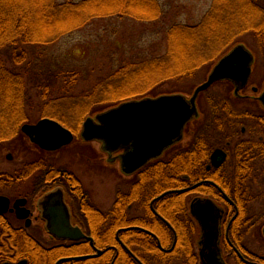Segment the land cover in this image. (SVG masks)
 I'll use <instances>...</instances> for the list:
<instances>
[{
  "label": "trees",
  "instance_id": "1",
  "mask_svg": "<svg viewBox=\"0 0 264 264\" xmlns=\"http://www.w3.org/2000/svg\"><path fill=\"white\" fill-rule=\"evenodd\" d=\"M162 13L159 0H0V147L12 148L18 143L25 147L23 152L28 156L26 160L39 159L40 153L27 144L21 131L22 124L31 122L28 113L29 108L33 106L31 90L34 87L38 89L37 96L43 100L39 103L44 105L56 99L73 96L72 84L75 83L73 79L78 71L70 74L71 80L63 85L58 83L65 75L64 71L46 70L42 67L45 65L43 63L40 66L42 71L40 68L32 71V64L27 62V51L31 46L53 44L64 35L88 25L95 19L118 16L152 21L158 19ZM252 17L257 21H251ZM249 32L257 36L264 49V0H213L211 9L198 24H175L171 27L168 31L169 49H175L177 44L186 40L197 45L198 49L205 47L213 50L216 46L219 52L224 47V54L237 42H245L238 38ZM219 46L222 47L218 49ZM205 55L201 51L198 57L206 62ZM5 56H9V61L5 60ZM168 59V56L150 58L138 66L130 68V65H126L117 72L120 74L133 69V80L147 81L150 86L182 79L185 74L187 77L193 75L194 69L189 67L191 59L185 56L181 64H171ZM38 65L39 63H36V66ZM27 74H30L29 79L32 77L30 81H27ZM222 84L228 86L225 92L212 91L214 87ZM150 86L136 94H162L156 93V88L149 89ZM211 88L201 93L199 103L202 106V116L188 126L194 130L192 140L187 144L188 147L180 149L182 154L194 151L196 157L186 158L187 161L195 159L200 164H206L214 148L224 145V99L230 84L227 81L218 82ZM130 93L129 91L125 95ZM46 115L54 116L47 112ZM155 162L163 165L148 166L147 172L140 178L132 194L128 190L120 189L113 208L98 212V216L93 219L96 220V227H89L87 235L94 238L95 247L105 252L98 257L66 260L60 264H141L123 244H126L143 264H200L195 243L198 228L188 216L183 200L185 193H170L159 201L166 204L165 208L160 206L158 209L174 226L178 236L172 251H164L158 245L160 240L163 247L170 248L174 233L155 216L150 201L154 195L187 184L177 178L180 171L178 153L168 154ZM204 164L197 166L192 173L186 169L191 183L210 177L209 174H212L213 170L208 171ZM179 199L183 203L181 211L177 213L175 204ZM133 204L143 209L148 217L132 218L130 206ZM179 213L185 224H179ZM136 224H142L155 235L137 228L122 229ZM93 252L94 248L88 239L54 241L52 246L46 247L28 233H0V263L28 258V264H55L63 257Z\"/></svg>",
  "mask_w": 264,
  "mask_h": 264
},
{
  "label": "flooded vegetation",
  "instance_id": "2",
  "mask_svg": "<svg viewBox=\"0 0 264 264\" xmlns=\"http://www.w3.org/2000/svg\"><path fill=\"white\" fill-rule=\"evenodd\" d=\"M254 73H256L255 69L247 86L241 89L238 94L235 93V85L229 81L230 88L224 99V145L214 148L206 164H200L195 159L187 161L186 158L196 157L194 151L190 150L189 154H182V150H180L188 147L187 144L192 140L194 130L189 129L188 126L185 128L183 139L166 150L160 158L156 159L159 160L168 154L178 153L180 171L177 178L187 184L186 186L169 189L161 194L154 195L150 201L152 212L174 233V241L170 248L163 247L161 241L158 240V245L160 246L159 243H161L165 249L164 251H172L175 248L178 234L170 221L158 209L160 206L162 208L166 206L165 203L161 204L159 201L170 193H185L183 200L185 201L188 216L198 228V237L195 240L198 253L201 228L191 213V203L196 198H211L221 208L219 247L224 263L231 264L232 260H235L236 263L234 262V264H264V253L261 252L260 248H257L264 244V222L260 223L264 220V187L261 185L264 182V104L260 99V96L264 93V82L256 81ZM24 140L33 150L40 153V158L35 161L26 160L28 156L25 155V152L22 155L24 160H22L21 166L15 167L13 171L9 172L0 171V199H2L0 202V233L3 231L28 233L46 247L52 246L54 241L59 242L60 240L55 239L48 233L46 220L42 216L40 202L47 193L55 189H61L64 195V202L71 212L72 224L81 227L87 234L89 227L90 229L91 226L96 227V220L93 219L98 216V212L103 211L101 204L95 202L90 188L83 183L82 179L70 172L72 171L71 169L63 168L62 165L56 164L54 160L48 157L56 151H47L40 148L32 143L26 135H24ZM76 141L85 142L82 138L80 139V136ZM217 149H222L225 155L223 163L219 166L213 159V153ZM99 151V153L104 155V164L113 166V163L107 161L108 155L101 150L100 143ZM120 152L118 151L116 154ZM34 157H37V155ZM13 158L12 152L6 155V159L9 161L13 160ZM156 160L149 161L130 175H125L128 179L127 184H129L127 190L131 194L135 191L140 178L147 172L146 168L148 166L151 164L156 166L163 165L160 162H155ZM91 162L92 166L96 164L93 161ZM203 164L208 171L213 170V175L209 174L210 177L191 183L186 169H189L190 173H192L197 166ZM88 171L86 170V172ZM199 182L202 183L195 188L182 190ZM171 190L174 191L168 192ZM196 191L197 194L190 198L189 194ZM165 192L168 193L159 197ZM6 200L7 205H5ZM255 202H259L256 204V208L253 205ZM182 203L183 201L181 202L180 199L176 201L177 213L181 211ZM136 205L130 206L131 217L147 218L148 216L144 214L145 212L136 214L137 210H143ZM5 206L7 209L1 211ZM112 208L113 205L109 210ZM177 217L180 225L185 224L183 219H181L180 213ZM124 228H137L155 235L153 231L143 227L142 224ZM45 234L48 235V238L44 237ZM120 242L123 244L122 241ZM125 245L123 244L124 247ZM21 260H26L25 264L29 263L28 258H20L18 260L4 261L0 264L5 262L17 263Z\"/></svg>",
  "mask_w": 264,
  "mask_h": 264
},
{
  "label": "rangeland",
  "instance_id": "3",
  "mask_svg": "<svg viewBox=\"0 0 264 264\" xmlns=\"http://www.w3.org/2000/svg\"><path fill=\"white\" fill-rule=\"evenodd\" d=\"M159 1L163 13L156 20L141 21L132 17L118 16L99 18L78 30L64 35L53 44L40 47L31 46L27 51V62L32 64V71L35 72L40 69L42 71L40 66L43 63L45 65H42V67L46 70L65 72V75L59 80V85L70 81V74L78 71L73 79L75 82L72 84L74 87L73 96H68L65 99H56L47 105L40 104L39 102H43V100L37 96L38 89L34 87L31 90L33 106L29 108L28 113L32 123L37 122L40 118L50 117L75 132L76 138L71 145L48 157L54 160L56 164L62 165L63 168L71 169L70 172L82 179L83 183L90 188L95 202L101 204L103 211L112 207L120 188L127 190L129 187V184H127L128 179L120 171L119 164L114 162L113 166L104 164V155L99 153L98 142L81 143L76 141L80 135L82 123L87 115L98 110L115 106L126 100L149 96V94L139 93L137 95L136 93L150 86L147 81H134L133 69H128L120 74L117 70L124 68L126 65H130V68L135 65L138 66L147 59L162 56L170 57L168 60H171V64H181L186 56L187 59H191L189 61L191 66L189 67L194 69L191 77H187L185 74L182 79L154 84L149 89L156 88V93L180 91L190 95L200 83L207 79L208 74L211 72L210 69L223 54L224 47L222 46H219L218 49L222 47L219 52L216 46L213 47V50L205 47H201L200 50L197 45L186 40H182L180 44H177L175 49H169L168 31L171 27L175 24H198L207 11L211 9L213 0ZM250 20L257 21L254 17ZM242 39L256 55L254 78L256 81L263 83V46L252 32L243 34L238 38V40ZM201 51L207 56L206 62L198 57ZM8 59L9 56H5V60L9 61ZM36 63H39V65L36 66ZM28 75L30 74L26 76L27 81H30L32 77L29 79ZM226 88L228 86L222 84L211 89L213 92L222 93L225 92ZM129 91L131 93L125 95ZM199 105L202 109L200 103ZM46 112L54 114V116L46 115ZM24 148L18 143L13 145L12 148L9 146L0 147V171L9 172L13 171L15 167L21 166L22 160H24V156H22L24 155ZM9 152L14 155L11 161L6 159ZM91 161L96 164L92 166ZM86 170L89 171L86 172ZM261 185L264 187V182ZM197 191L190 193L189 197L192 198L197 194ZM258 203L253 204L254 208ZM143 212V210H137L136 214H143ZM263 222L264 220L260 223ZM44 237L48 238V235L45 234ZM257 248H260L261 252L264 253V244ZM234 262L236 263L235 260H232L231 264H234Z\"/></svg>",
  "mask_w": 264,
  "mask_h": 264
},
{
  "label": "water",
  "instance_id": "4",
  "mask_svg": "<svg viewBox=\"0 0 264 264\" xmlns=\"http://www.w3.org/2000/svg\"><path fill=\"white\" fill-rule=\"evenodd\" d=\"M255 61L253 50L246 43L237 42L216 62L207 79L200 83L192 94L171 92L123 101L94 116H88L83 122L80 136L84 141L100 142L101 150L108 155L107 161L119 162L121 171L130 175L149 161L160 158L166 150L183 139L187 125L201 116L198 98L202 92L219 81L232 82L236 87V94L246 87ZM260 99L264 104V93ZM21 130L33 143L48 151L69 145L75 138L71 129L50 117H44L37 123H25ZM118 151L121 152L116 154ZM213 159L218 166L223 163L225 155L222 149H217L213 153ZM201 183L182 190H190ZM172 191L174 190L168 192ZM40 207L48 233L52 237L60 241L88 239L95 250L92 254L60 258L56 264L66 260L98 257L105 252L95 247L93 237L87 235L81 227L72 224L71 212L64 202L61 189L47 193L40 202ZM6 209L5 206L1 211ZM191 213L201 228L199 240L201 264H225L219 247L221 208L211 198H196L191 203ZM159 244L165 250L161 243ZM126 248L143 264L128 247ZM25 263L26 260H21L17 263L3 264Z\"/></svg>",
  "mask_w": 264,
  "mask_h": 264
}]
</instances>
